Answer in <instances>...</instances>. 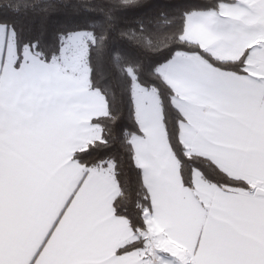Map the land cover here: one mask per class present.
Instances as JSON below:
<instances>
[{
	"label": "snow or ice",
	"instance_id": "6c2138e0",
	"mask_svg": "<svg viewBox=\"0 0 264 264\" xmlns=\"http://www.w3.org/2000/svg\"><path fill=\"white\" fill-rule=\"evenodd\" d=\"M0 264H264V0H0Z\"/></svg>",
	"mask_w": 264,
	"mask_h": 264
},
{
	"label": "trees",
	"instance_id": "16d2710c",
	"mask_svg": "<svg viewBox=\"0 0 264 264\" xmlns=\"http://www.w3.org/2000/svg\"><path fill=\"white\" fill-rule=\"evenodd\" d=\"M141 2L159 3L163 2V0H141ZM169 2H177V0H169ZM139 14V11L133 10L129 13V19H135ZM63 21V14L60 11H55L53 12L51 18L32 17L24 23L26 24V27L34 33H44L46 37L50 39L54 28L63 24ZM117 36H119V33H117Z\"/></svg>",
	"mask_w": 264,
	"mask_h": 264
}]
</instances>
